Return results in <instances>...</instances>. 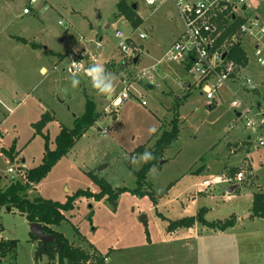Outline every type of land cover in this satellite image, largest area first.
<instances>
[{"label": "rangeland", "instance_id": "1", "mask_svg": "<svg viewBox=\"0 0 264 264\" xmlns=\"http://www.w3.org/2000/svg\"><path fill=\"white\" fill-rule=\"evenodd\" d=\"M29 1L0 0V189L42 164L46 140L37 134L35 124L43 116L51 117L43 133L54 150L60 130L72 129L75 119L85 113L86 96L97 105L98 121L31 187L28 197L66 203L78 190L98 193L94 177L113 189H135L136 172L144 162L133 157L152 152L163 131L171 129L179 102V139L144 184L152 195H122L118 206L106 198L83 197L57 231L76 245H86L90 239L104 256L110 254L108 264H264V219L252 218L253 197L264 193V149L252 142L245 152L238 151L239 142L246 141L249 133L232 108L234 93L246 102L254 96L228 82L232 91L224 88L209 102L187 70L160 63L183 32L173 0H159L154 6L146 0H45L48 10L37 16L23 14ZM252 11L264 23V0H253ZM133 13L140 19L137 25L128 18ZM114 23L123 39L140 47L133 57L120 52ZM142 33L149 38L141 40ZM80 36L92 40L91 45L102 39L98 64L115 77L112 99L98 94L89 77L70 72L69 54L79 47ZM21 37L37 48L18 42ZM254 42L243 43L248 65L240 77L251 79L264 92V71L254 61ZM42 65L48 72L41 70ZM143 70H150L151 82H136ZM73 75L80 81L76 88L71 86ZM125 80L132 98L116 105ZM102 128L108 133L103 134ZM12 147L11 157L3 153ZM243 164L253 180L229 191ZM208 179L216 185H202ZM185 218L196 219L193 227L168 231L171 222ZM231 220L234 225L225 231L208 226ZM0 229L4 240L18 243L2 264H58L43 254L44 244L33 238L31 224L16 210L0 207ZM86 249L91 253L88 245Z\"/></svg>", "mask_w": 264, "mask_h": 264}, {"label": "built area", "instance_id": "2", "mask_svg": "<svg viewBox=\"0 0 264 264\" xmlns=\"http://www.w3.org/2000/svg\"><path fill=\"white\" fill-rule=\"evenodd\" d=\"M253 0H173L176 14L183 27L182 34L168 48L160 63H171L182 66L193 77L196 84L202 91L206 100L213 102L220 95L224 88L232 91L228 82L239 85L245 92L252 94L253 100L246 102L239 99L232 103L237 121H240L244 130L249 133L247 142L255 143L258 148H264V94H261L257 87L253 85L251 79H241L240 73L246 65L239 64L229 57L230 49L234 45H240L247 39L254 40L253 53L254 61L264 71V23L260 18L252 15ZM159 0H146L147 5L154 6ZM48 6L45 0H30L24 7V15H35L47 11ZM60 24H62L60 22ZM235 30L231 31L233 26ZM231 31L228 37L225 33ZM116 38L121 40L120 52L133 57L139 52L140 47L130 39H123L124 35L116 27ZM141 40H146L149 35L142 33ZM86 40L80 36L79 47H74L69 54L71 62L69 70L72 74L81 73L87 76L88 68L99 63V49L102 47V40ZM134 44V45H133ZM83 46V47H81ZM226 54V57L224 55ZM136 82L143 79L152 81L150 70L140 71L136 77ZM124 89L115 98L116 105L127 102L132 98L129 91L131 85L123 81ZM190 88V84L188 85ZM113 98V96H112ZM146 105V102H142ZM240 114L237 117V114ZM233 129V126H232ZM103 134L108 133L107 128L101 129ZM246 167H241L235 175L237 184L249 179ZM10 173L15 170L11 168ZM216 181L208 179L202 185L209 187L215 185ZM7 241L2 238L0 231V242ZM2 249L0 248V264H2Z\"/></svg>", "mask_w": 264, "mask_h": 264}, {"label": "trees", "instance_id": "3", "mask_svg": "<svg viewBox=\"0 0 264 264\" xmlns=\"http://www.w3.org/2000/svg\"><path fill=\"white\" fill-rule=\"evenodd\" d=\"M122 10V6L119 5ZM128 18L137 25L140 19H136L133 14H129ZM233 26L231 31L235 30ZM231 31L225 33V37L231 34ZM26 42L25 40H21ZM229 57L235 62L247 65L248 59L246 53L240 45H234L229 52ZM189 94H187L188 96ZM186 96V97H187ZM85 113L76 118L72 129L62 128L56 137L55 149L51 150L48 135L43 133L47 123L50 121V116H43V119L35 124L37 134L42 135L45 142V153L43 162L36 168L29 170L24 179H14L10 185L1 190L0 189V207H5L9 212L16 210L21 215L25 216L29 224H41L43 232L48 236H56L57 240L48 243L45 247H41L43 254L47 253L51 262L58 264H104L105 258L98 257L95 253L85 251L81 247H75L69 240L61 233L52 229V227L60 226L67 221L66 213L72 212L76 207V201L83 197L95 198L97 201L107 199L116 202L122 195L130 194L138 198H144L147 195H152L151 192L145 189V181L150 170L165 155V152L170 146L179 139L181 131V122L179 109L182 106L177 102L174 107V118L171 121V129L164 130L160 137L155 142L152 154L155 159L144 162L143 167L136 172L137 187L135 189L117 188L113 189L105 180L94 177L95 183L99 186L98 193L91 191L78 190L71 196L66 203L54 202L42 198L30 199L28 197L31 187L40 183L47 174L51 171L53 166L57 164L70 150L74 147L77 141L82 138L87 130L93 128L98 121L97 105L92 98L87 97ZM15 148L12 147L10 151H3L6 155L11 157ZM252 218L264 219V193H257L253 197ZM195 218H185L178 221L171 222L168 228L169 232H174L180 228H191L195 224ZM235 220H231L223 224H208L212 229L225 231L228 227H232ZM2 232V229H0ZM33 238H36L32 233ZM17 241H1L0 248L2 249V257L5 258L9 253H12L17 248ZM97 256V257H96Z\"/></svg>", "mask_w": 264, "mask_h": 264}, {"label": "clouds", "instance_id": "4", "mask_svg": "<svg viewBox=\"0 0 264 264\" xmlns=\"http://www.w3.org/2000/svg\"><path fill=\"white\" fill-rule=\"evenodd\" d=\"M87 76L91 82L92 87L98 92V94L110 96L114 92V80L115 77L113 74L109 73L102 64H93L87 70ZM80 81L76 75H73L71 79V86L76 88L79 85ZM155 159L154 155L145 151L140 154L139 157H133V160H140L143 162H148ZM153 170H150V173Z\"/></svg>", "mask_w": 264, "mask_h": 264}, {"label": "crops", "instance_id": "5", "mask_svg": "<svg viewBox=\"0 0 264 264\" xmlns=\"http://www.w3.org/2000/svg\"><path fill=\"white\" fill-rule=\"evenodd\" d=\"M168 15L171 17V18H173V16H174V14L172 13V12H169L168 13ZM114 27H117V24L116 23H114ZM23 40H25L27 43H24V42H22L21 40L19 41L18 40V42H20V43H22L23 45H25V46H29V47H31L32 49H36L37 48V46H36V44H33L29 39H27V38H24V37H21ZM100 40H102V39H100ZM62 41H64L63 39H62ZM145 55H146V49H145ZM56 57V56H55ZM54 57V58H55ZM247 65H248V63H247ZM246 65V66H247ZM179 67H181V68H183L182 66H179ZM41 70L43 71V72H48V68L47 67H45L44 65H42L41 67ZM54 68V67H53ZM150 88H152V86H150ZM191 88H192V85H190V88H187V90H191ZM261 94H264V92H260ZM109 99H112V96H109ZM247 140H248V138L246 139V141H244V142H239V145H240V147L238 148V151H241V153H243V152H245V147H249L252 143H250V142H247ZM260 149H264V148H260ZM66 156V155H65ZM64 156V157H65ZM246 167V169L249 171L250 169H249V167H248V165H246V164H243L241 167ZM240 167V168H241ZM239 168V169H240ZM247 171V172H248ZM248 175H249V180H253V175L251 174V173H249L248 172ZM206 181V180H205ZM217 183V182H216ZM216 185V184H215ZM238 186H240L239 184H237V183H235V184H232V185H230V187H229V191H233V189L235 188V187H238ZM233 192H235V191H233ZM232 192V193H233ZM115 204V206H118L119 205V202L117 201V202H115L114 203ZM56 227H58V226H56ZM56 227H52V229L54 230V231H56V232H58V233H60L59 231H57V229H56ZM76 230H77V234H80L81 236H82V238H83V234L80 232V230H79V228H75ZM179 231L181 230V228L180 229H178ZM178 231V232H179ZM62 234V233H61ZM86 237V236H85ZM86 239H87V237H86ZM82 240V239H81ZM87 241H88V239H87ZM71 244H73L75 247H81L82 249H84L85 251H87V252H89L87 249H86V247H87V245L92 249V251H91V254H93V253H97V254H100V256L101 257H103V258H105V261H106V264H108V260H109V255L110 254H108V255H106V256H104L99 250H98V248L90 241V239H89V242H87V243H89V244H87V243H85L86 245H83L81 242H80V244H75L74 242H71V241H69Z\"/></svg>", "mask_w": 264, "mask_h": 264}, {"label": "water", "instance_id": "6", "mask_svg": "<svg viewBox=\"0 0 264 264\" xmlns=\"http://www.w3.org/2000/svg\"><path fill=\"white\" fill-rule=\"evenodd\" d=\"M137 6L133 5V9H136ZM224 57H226V54L224 55ZM139 60V58H135L134 59V63H137ZM240 114H237V117H239ZM163 163V162H162ZM143 221L145 224H147V221L145 220V217H143ZM31 233L38 239L40 240L44 246H46L48 243L52 242V241H56L57 238L56 236H48L46 235L43 230H42V226L41 224H31ZM40 255H42V252L40 253Z\"/></svg>", "mask_w": 264, "mask_h": 264}]
</instances>
